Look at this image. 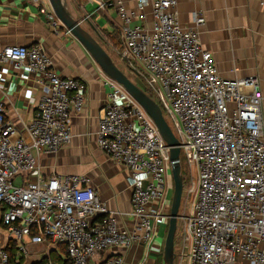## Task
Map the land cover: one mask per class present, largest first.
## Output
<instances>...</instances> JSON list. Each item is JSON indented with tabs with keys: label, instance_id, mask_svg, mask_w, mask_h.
Here are the masks:
<instances>
[{
	"label": "built area",
	"instance_id": "built-area-1",
	"mask_svg": "<svg viewBox=\"0 0 264 264\" xmlns=\"http://www.w3.org/2000/svg\"><path fill=\"white\" fill-rule=\"evenodd\" d=\"M86 2L115 13L128 57L117 55L127 59V75L150 91L181 144L190 176L178 215L187 264H264V137L257 81L218 75L211 54L199 44L204 19L195 17L193 28L181 27L177 0H136L133 8L121 0ZM40 13L54 32L64 28L49 7ZM5 65L25 67L41 89L22 133L6 119L0 101V228L12 240L61 246L64 264H96L91 260L107 250L148 243L156 223L167 226L168 148L120 85L105 76L108 93L96 144L127 171L129 228L119 226V213L106 207L88 177L43 180L38 172L40 154H55L70 142L72 116L84 109L85 83L57 75L37 46L1 49L0 66ZM34 226L39 231L31 236ZM16 254L18 263L27 250L19 245ZM122 263L113 256L103 264ZM0 264H9L5 248Z\"/></svg>",
	"mask_w": 264,
	"mask_h": 264
},
{
	"label": "crops",
	"instance_id": "crops-1",
	"mask_svg": "<svg viewBox=\"0 0 264 264\" xmlns=\"http://www.w3.org/2000/svg\"><path fill=\"white\" fill-rule=\"evenodd\" d=\"M67 1L73 14L85 17L101 37L102 31L114 36V28L120 34L119 21L111 9L98 10L86 0ZM121 1L126 8H133L136 3V0ZM48 7L47 0H0V50L9 46H37L50 58L57 75L82 80L86 86L84 109L71 119L70 142L55 154L39 155V175L43 180L57 175L88 177L106 207L119 213V226L129 228L132 224L129 216L131 189L127 171L112 162L96 144L97 125L103 116L108 93L105 75L66 29L60 28L57 33L50 28L40 13ZM175 11L183 28H193L195 17L204 19V25L198 29L199 44L211 54L222 79L253 78L257 81L262 94L259 111L264 137V0H177ZM106 42L102 37L101 45ZM35 78L25 67L0 66V101L6 119L19 133L31 122L41 94V89L34 86ZM166 229L160 221L154 225L148 243L138 242L128 250L113 248L91 262L103 264L110 257L120 256L122 264H155L162 254ZM11 243L15 256L19 245L27 250V255L19 258V264H44L48 260L65 263L63 247L30 244L27 238L17 243L0 228V249L11 247ZM17 259L15 257L12 264H18L15 263Z\"/></svg>",
	"mask_w": 264,
	"mask_h": 264
},
{
	"label": "water",
	"instance_id": "water-1",
	"mask_svg": "<svg viewBox=\"0 0 264 264\" xmlns=\"http://www.w3.org/2000/svg\"><path fill=\"white\" fill-rule=\"evenodd\" d=\"M47 2L54 16L87 52L99 70L108 79L120 85L127 95L150 117L168 148L172 195L160 264H175L174 239L183 191L181 144L163 117L160 107L144 92L143 84L122 72L113 62L101 45L102 37L92 24L85 17L79 18L74 15L67 0H47ZM84 23L89 30L82 26Z\"/></svg>",
	"mask_w": 264,
	"mask_h": 264
},
{
	"label": "rangeland",
	"instance_id": "rangeland-1",
	"mask_svg": "<svg viewBox=\"0 0 264 264\" xmlns=\"http://www.w3.org/2000/svg\"><path fill=\"white\" fill-rule=\"evenodd\" d=\"M83 25L85 26V28L89 29L85 23ZM114 30H115L113 32L114 36H109L104 31L101 32V34L102 33L104 34L102 37H105L107 39L106 44H104V46L102 45V47L103 48L105 47L104 49L107 51V53L109 54L113 62L116 64V66L122 72L127 74L128 63L127 61H125L127 59L121 61L119 56L117 55V51L120 53H123L127 57H128V53L125 51V49L123 48L121 44V38H120L119 32L115 28ZM181 168H182V174H183V185L187 186L190 182V176H188V167H187V163H186L183 153L181 154ZM17 182H18V178L15 179V183ZM171 183H172V180H171ZM171 195H172V190H171ZM183 205H184V200L182 199L180 203L179 212H178L179 215H181ZM180 234H181V224L179 223V220H177V228H176L175 239H174L175 264H187L188 250L182 247V237L180 236Z\"/></svg>",
	"mask_w": 264,
	"mask_h": 264
},
{
	"label": "trees",
	"instance_id": "trees-1",
	"mask_svg": "<svg viewBox=\"0 0 264 264\" xmlns=\"http://www.w3.org/2000/svg\"><path fill=\"white\" fill-rule=\"evenodd\" d=\"M145 93H146L151 99L153 98V96H152V94H150V91H149V90H147ZM162 114H163V113H162ZM163 117H165L164 114H163ZM182 175H183V174H182ZM38 231H39V227H37V226L32 227V228L30 229V234H31V236L37 234ZM9 246H10V245H9ZM9 246H8V248H5V251L7 252V255H8V258H9V264H12V262L14 261V259H15V257H16V256H15V248H14L13 243H11V247H9ZM161 256H162V254H160V255L158 256V258H157L156 261H155V264H160ZM19 261H20V260H19ZM19 261H18V264H19Z\"/></svg>",
	"mask_w": 264,
	"mask_h": 264
}]
</instances>
